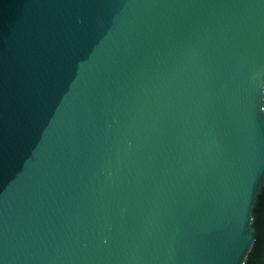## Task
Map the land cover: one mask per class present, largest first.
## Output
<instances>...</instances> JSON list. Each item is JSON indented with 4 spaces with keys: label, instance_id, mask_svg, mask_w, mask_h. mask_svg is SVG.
<instances>
[{
    "label": "water",
    "instance_id": "1",
    "mask_svg": "<svg viewBox=\"0 0 264 264\" xmlns=\"http://www.w3.org/2000/svg\"><path fill=\"white\" fill-rule=\"evenodd\" d=\"M0 264H264V0H0Z\"/></svg>",
    "mask_w": 264,
    "mask_h": 264
}]
</instances>
